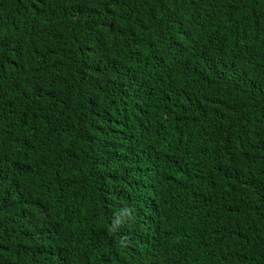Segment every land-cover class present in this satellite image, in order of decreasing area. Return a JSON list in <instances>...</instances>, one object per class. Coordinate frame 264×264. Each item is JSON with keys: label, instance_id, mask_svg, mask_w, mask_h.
<instances>
[{"label": "trees", "instance_id": "1", "mask_svg": "<svg viewBox=\"0 0 264 264\" xmlns=\"http://www.w3.org/2000/svg\"><path fill=\"white\" fill-rule=\"evenodd\" d=\"M0 264H264V0H0Z\"/></svg>", "mask_w": 264, "mask_h": 264}, {"label": "clouds", "instance_id": "2", "mask_svg": "<svg viewBox=\"0 0 264 264\" xmlns=\"http://www.w3.org/2000/svg\"><path fill=\"white\" fill-rule=\"evenodd\" d=\"M135 217L133 215V210L129 207L122 208L119 213L114 217L111 224L109 225L110 231H118L120 226L125 222H134ZM122 246L127 244V238L122 237L120 241Z\"/></svg>", "mask_w": 264, "mask_h": 264}]
</instances>
